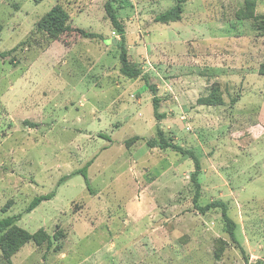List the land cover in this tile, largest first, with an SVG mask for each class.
<instances>
[{
	"label": "rangeland",
	"instance_id": "374dc122",
	"mask_svg": "<svg viewBox=\"0 0 264 264\" xmlns=\"http://www.w3.org/2000/svg\"><path fill=\"white\" fill-rule=\"evenodd\" d=\"M105 1L0 0V219L43 239L11 264H264V0H186L171 23L154 17L176 0H115L158 122L142 78L119 71ZM55 5L101 37L37 31ZM157 126L199 158L198 204L227 205L243 253L220 208L196 210L193 161L147 145ZM90 160L92 194L74 173Z\"/></svg>",
	"mask_w": 264,
	"mask_h": 264
},
{
	"label": "trees",
	"instance_id": "16d2710c",
	"mask_svg": "<svg viewBox=\"0 0 264 264\" xmlns=\"http://www.w3.org/2000/svg\"><path fill=\"white\" fill-rule=\"evenodd\" d=\"M255 0H244L245 7L248 10L254 8ZM115 0H106L104 4V11L106 18L109 20L114 31L119 36L117 45L120 48L119 53V71L120 73L127 77L128 79H136L138 77L142 78L145 83V86L151 92V102L153 107V115L155 120L158 122L164 117V113L159 112L160 100L157 96V90L154 84L150 82V79L147 74L142 73V71L129 63L128 60V51L126 46V34L125 29L120 20L118 19L115 10L114 4ZM186 0H176L175 4L167 9L166 11L156 15L154 17L155 22L160 23H171L176 22L181 19V14L183 12V4ZM3 29V25L0 23V32ZM37 31H45L49 34L50 37L56 39L60 35L68 32H75L84 38H100L101 36L94 32H88L82 28L74 27L71 24L70 16L66 10H64L60 5H55L51 8L42 18L38 21L36 25ZM12 51V50H11ZM10 51V52H11ZM8 55V52H0V57H5ZM206 104H220L222 99L217 96L214 92L211 93L209 97L203 99ZM157 140H148L147 145L149 147H157L159 149H170L175 152H179L187 157H189L194 164V170L190 175L191 182L194 187V194L192 201L195 205L196 210L204 214L211 209H221V217L225 222V230L228 233L230 239L238 245V248L243 253L244 250L242 246L238 243L235 235V222L229 217L227 212V205L221 201L216 200L205 205H199L198 199L200 197V183L198 181V175L201 171V165L199 158L190 150L183 148L182 146L176 144L172 139L165 137L163 130L157 126ZM106 139L111 141V138L108 135H103ZM139 136H133V140H138ZM91 160L88 161L82 168L78 169L74 173L81 174L85 180L87 190L92 194L90 179L88 177L87 169L91 164ZM67 177L64 176L60 179V182L64 181ZM54 193H48L44 195H39L33 197L25 208V212H31L35 207H37L42 201L49 200L53 197ZM21 215H11L6 216L0 219V252L2 257L5 260V264H11V256L16 253L23 245L33 241L35 244H40L42 242V237H40V232L29 233L28 231L19 228L15 225V222L20 218ZM48 247L51 246V242L48 240Z\"/></svg>",
	"mask_w": 264,
	"mask_h": 264
},
{
	"label": "water",
	"instance_id": "95a60500",
	"mask_svg": "<svg viewBox=\"0 0 264 264\" xmlns=\"http://www.w3.org/2000/svg\"><path fill=\"white\" fill-rule=\"evenodd\" d=\"M113 43H114V44H116V43H117V40H116V39H114V40H113Z\"/></svg>",
	"mask_w": 264,
	"mask_h": 264
}]
</instances>
